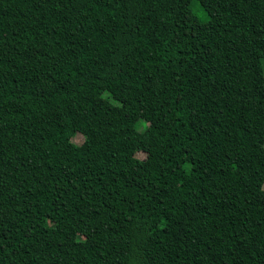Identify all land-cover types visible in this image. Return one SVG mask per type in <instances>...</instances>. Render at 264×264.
<instances>
[{"label": "trees", "instance_id": "trees-1", "mask_svg": "<svg viewBox=\"0 0 264 264\" xmlns=\"http://www.w3.org/2000/svg\"><path fill=\"white\" fill-rule=\"evenodd\" d=\"M0 264H264V0H0Z\"/></svg>", "mask_w": 264, "mask_h": 264}, {"label": "rangeland", "instance_id": "rangeland-1", "mask_svg": "<svg viewBox=\"0 0 264 264\" xmlns=\"http://www.w3.org/2000/svg\"><path fill=\"white\" fill-rule=\"evenodd\" d=\"M83 140H84V138L80 134L76 135L74 137V139H73V141L76 142V143H82ZM138 156L141 157V158L145 157L144 154H142V153L138 154ZM228 201L233 202V199L232 198H228ZM80 240L84 241V238L80 237Z\"/></svg>", "mask_w": 264, "mask_h": 264}]
</instances>
